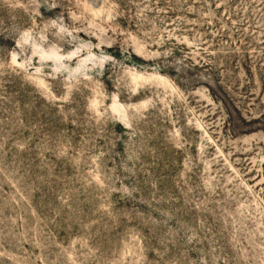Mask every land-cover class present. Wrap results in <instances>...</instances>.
Returning a JSON list of instances; mask_svg holds the SVG:
<instances>
[{"label":"rangeland","instance_id":"374dc122","mask_svg":"<svg viewBox=\"0 0 264 264\" xmlns=\"http://www.w3.org/2000/svg\"><path fill=\"white\" fill-rule=\"evenodd\" d=\"M0 264H264V0H0Z\"/></svg>","mask_w":264,"mask_h":264}]
</instances>
